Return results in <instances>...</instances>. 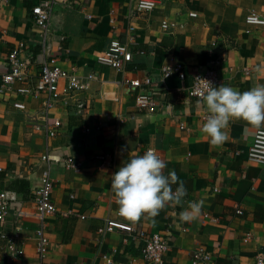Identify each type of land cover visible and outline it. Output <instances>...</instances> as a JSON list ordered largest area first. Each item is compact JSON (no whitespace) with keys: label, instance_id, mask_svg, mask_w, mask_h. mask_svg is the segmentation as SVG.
<instances>
[{"label":"crops","instance_id":"1","mask_svg":"<svg viewBox=\"0 0 264 264\" xmlns=\"http://www.w3.org/2000/svg\"><path fill=\"white\" fill-rule=\"evenodd\" d=\"M138 1L71 0L59 5L46 50L42 30L30 17L38 0H0V77L20 43L26 44L23 57L32 82L49 56L58 57L66 68L78 66L83 75H96L79 93L83 116L64 106L46 113L44 95L0 94L2 187L17 194L18 205L0 225V264L36 259L35 232L41 221L34 193L48 167L57 213L44 224L50 239L45 264H108L107 254L111 264H147L141 243L132 235L114 230L104 236L100 229L118 211L111 175L148 147L163 154L165 174L175 171L188 191L182 205L170 203L155 217L145 214L133 221L138 229L169 238L164 264H193L199 249L210 255L212 264H255L264 246V166L249 161L248 154L255 133L264 126L230 121L227 140L212 146L201 131L206 107L189 97L187 89L193 72L210 65L212 51L225 57L219 67L225 85L247 91L264 83L255 71L264 65V25L246 22L252 12L264 19V0H155L157 6L149 13L137 11ZM165 21L168 29L163 28ZM114 40L127 43L135 55L124 71L96 61ZM171 59L184 67L185 81L174 75L162 82L161 71ZM145 78L157 93L159 106L153 113L139 110V91L129 85ZM17 102L25 108L15 107ZM46 114L63 123L55 138L41 127ZM85 128L91 131L85 133ZM45 154L50 164L43 161ZM96 154L105 155L106 161H93ZM68 158L82 162L81 169H68L63 162ZM191 201H203L202 212L181 222L179 214Z\"/></svg>","mask_w":264,"mask_h":264},{"label":"built area","instance_id":"2","mask_svg":"<svg viewBox=\"0 0 264 264\" xmlns=\"http://www.w3.org/2000/svg\"><path fill=\"white\" fill-rule=\"evenodd\" d=\"M70 3L71 0H38V2L32 6L30 17L35 25L42 30L40 36L43 39L46 50H48L47 35L50 31L51 22L58 6L61 4L70 5ZM156 3L155 0H139L138 4H136V9L140 13H149L156 8ZM191 17H197V14L191 13ZM246 22L249 25H264V19L255 12L250 13ZM163 28H169L167 21L163 23ZM212 46L215 47L216 43H213ZM25 50L26 44L20 43L7 57L9 70L0 77V94L16 91L19 95L27 98H39L44 95L46 96V102L43 106H45L46 113H48L51 108L64 106L67 108H74L77 115L83 116L82 112L85 105L79 100V93L86 88L88 82L96 78V75H83L78 66L71 65L69 68H66L62 65L58 57L49 56L40 67L37 81L32 82L29 80L28 76L29 62L23 57L25 56ZM144 53L145 52H140L138 54L144 56ZM212 54L214 58L207 68L196 69L193 72L191 85L187 89L189 97L198 99L199 102L202 98V93L207 89V84L204 80L211 82L215 86H219L222 83L225 84L224 79L219 74V67L224 62L225 57L224 55L216 56L213 51ZM134 57L135 55L129 49L127 43L114 40L111 42L108 49L98 54L96 61L102 67L124 71L126 65L131 63ZM174 75H178L182 81H185L187 78L184 67L178 61H175V59H171V63L161 71V80L164 82ZM152 84L150 78L132 80L129 82L131 88L139 91L136 96L135 104H137L141 112L153 113L156 112L159 106L157 102V93ZM15 107L20 109L25 108L24 104L21 102H17ZM207 115L208 113H205L203 116L205 122ZM62 126L63 123L61 120L56 119L51 121L48 114L44 117V124L41 125L50 138L57 137ZM90 131V128H85V133H89ZM148 148H146V150ZM151 148L164 160L163 154L160 153L159 150L153 147ZM48 155L49 154L43 155L42 159L50 164L51 158ZM91 159L93 161L105 162L106 156L96 154L93 155ZM248 160L264 166V130H258L255 133L254 142L249 150ZM63 162L68 169L76 171L80 170L83 166L82 162L75 161L71 158L63 159ZM3 178V170L0 169V225L6 223L11 211L18 206L16 205L17 194L6 188L3 189ZM54 188L55 181L52 178L51 169L48 167L42 174L40 187L34 193L35 205L41 221L40 227L35 232L37 256L35 260L23 264H45L47 260L50 252V239L46 234L44 224L47 218L57 213V207L54 205L52 198ZM215 190L218 191V189ZM237 213L242 215L243 211L238 209ZM114 230L132 235L141 243V256L147 264H164L165 257L170 250L168 237L138 229L134 225L133 220L122 218L118 214L116 218L107 219L105 226L100 229V233L105 236L108 232ZM1 239L4 240L5 243L8 241L7 236L4 234L1 235ZM250 239L251 236L249 235L245 239V242H248ZM260 249V252L256 256L255 264H264V246ZM193 257V264H212L210 255L202 249L195 250ZM104 258L107 260L108 264H111L110 255H104Z\"/></svg>","mask_w":264,"mask_h":264},{"label":"clouds","instance_id":"3","mask_svg":"<svg viewBox=\"0 0 264 264\" xmlns=\"http://www.w3.org/2000/svg\"><path fill=\"white\" fill-rule=\"evenodd\" d=\"M257 79H264V65L255 69ZM207 89L200 103L208 113L201 131L212 146L227 140L225 129L233 120H243L251 126H264V83L247 91L231 86L213 85L204 80ZM166 162L149 147L142 155L128 157L111 175V190L118 205L117 214L128 220H138L143 215L155 217L168 204L182 205L188 195L175 171L165 174ZM173 185H177L173 188ZM203 201H191L179 214L181 222H191L202 212Z\"/></svg>","mask_w":264,"mask_h":264}]
</instances>
